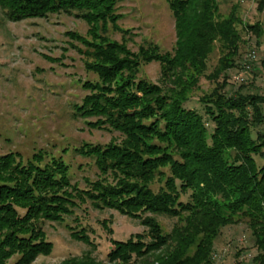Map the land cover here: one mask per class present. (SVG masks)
I'll return each mask as SVG.
<instances>
[{
  "label": "trees",
  "instance_id": "16d2710c",
  "mask_svg": "<svg viewBox=\"0 0 264 264\" xmlns=\"http://www.w3.org/2000/svg\"><path fill=\"white\" fill-rule=\"evenodd\" d=\"M118 1L0 0L12 22L63 12L88 23V36L68 32L82 45L85 70L96 76L82 82L87 93L73 105L74 113L93 118L85 122L91 128L121 136L74 148L98 171L85 188L70 182L69 165L60 156L44 161L38 151L25 163L12 153L0 157V264H30L49 255L52 243L40 222H62L85 201L136 219L146 231L110 238L104 263L92 256L95 244L84 228L67 226L90 249L58 264H213L221 229L241 220L257 250L251 264H264V94L243 91L242 83L226 92L241 32L254 33L259 43L262 26L244 22L235 3L222 14L219 0H165L174 20L172 51L153 43L132 51L128 30L117 24ZM109 24L122 32L121 41L106 35ZM216 43L220 56L206 73ZM150 62L159 64L162 84L138 76ZM202 76L214 83L198 97L207 120L184 106ZM155 215L176 222L165 231Z\"/></svg>",
  "mask_w": 264,
  "mask_h": 264
},
{
  "label": "rangeland",
  "instance_id": "374dc122",
  "mask_svg": "<svg viewBox=\"0 0 264 264\" xmlns=\"http://www.w3.org/2000/svg\"><path fill=\"white\" fill-rule=\"evenodd\" d=\"M258 1L219 0L220 13L227 14L235 3L244 22H258L263 29L259 43L254 33L241 32L243 42L238 64L227 71L232 77L226 87L228 94L241 83L246 85L243 91L264 94V9L258 10ZM116 7V12L121 14L117 24L128 30L125 41L132 51L147 43L158 45L161 51H172L174 20L165 0H119ZM88 29V23L63 12L12 22L0 8V157L12 153L25 163L38 151L44 153V161L60 156L69 165L70 182L79 188L87 186L86 180H94L98 171L91 158L77 154L74 148L83 142L105 144L121 139L116 131L89 127L85 122L93 118L84 119L74 113L73 105L79 104L87 93L82 82L94 80L96 76L85 70L84 56L78 51L82 45L68 32L88 36ZM106 35L117 41L124 36L110 24ZM250 51H254L255 58L248 61L250 69L241 72ZM219 56L216 43L209 55L206 73L213 69ZM239 72L243 81L236 79ZM138 76L162 84L157 62L142 65ZM213 85L202 76L198 87L184 103L186 108L201 113L205 120L207 117L198 97ZM207 127L211 129L212 124L207 122ZM155 217L165 231L176 222V218L164 215ZM40 225L46 239L52 243V250L47 256L39 255L30 264H58L64 258L80 256L90 249L73 239L67 226L77 230L84 228L95 244L92 256L104 263L112 248L110 238L125 240L132 234L146 231L138 220L111 209H93L89 201L80 203L62 222L42 221ZM256 252L250 229L246 221L241 220L221 229L214 242L213 264H251ZM14 258L9 263H13Z\"/></svg>",
  "mask_w": 264,
  "mask_h": 264
},
{
  "label": "built area",
  "instance_id": "2783aa9c",
  "mask_svg": "<svg viewBox=\"0 0 264 264\" xmlns=\"http://www.w3.org/2000/svg\"><path fill=\"white\" fill-rule=\"evenodd\" d=\"M255 58V53H254V51H250V52H248V54L246 55V57H245V59H244V63H243V66H242V68H243V71H241V72H246V71H248L249 69H250V63L248 62L249 60H253ZM239 79V80H241V81H243L244 80V77L243 76H241V74H240V72L236 75V79Z\"/></svg>",
  "mask_w": 264,
  "mask_h": 264
}]
</instances>
